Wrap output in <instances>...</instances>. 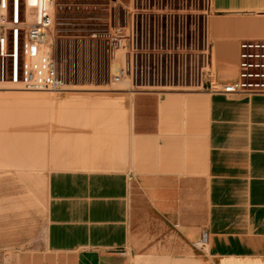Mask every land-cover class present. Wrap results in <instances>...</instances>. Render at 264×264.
I'll list each match as a JSON object with an SVG mask.
<instances>
[{"label":"crops","instance_id":"crops-1","mask_svg":"<svg viewBox=\"0 0 264 264\" xmlns=\"http://www.w3.org/2000/svg\"><path fill=\"white\" fill-rule=\"evenodd\" d=\"M207 33L213 81H234L238 41L264 38V0H211ZM120 93L124 121L114 103L73 105L108 116L86 122L73 166L47 172L43 250L20 264H264V94ZM153 220L174 233H143ZM201 229L205 250L191 244ZM136 239L153 244L128 258Z\"/></svg>","mask_w":264,"mask_h":264},{"label":"built area","instance_id":"built-area-1","mask_svg":"<svg viewBox=\"0 0 264 264\" xmlns=\"http://www.w3.org/2000/svg\"><path fill=\"white\" fill-rule=\"evenodd\" d=\"M112 1L120 11L109 12L104 26L76 36L84 40V51L70 55L59 69L54 27L63 3L34 0L27 4L22 0L21 18L20 0H0V88L59 94L99 82L126 83L129 92L209 89L224 94H264V38L238 41L234 81L215 83L212 73L208 74L212 67L207 33L211 0ZM50 29L52 49L47 54L42 48ZM27 51L43 61L42 67L28 66ZM203 72L206 79L202 82L198 73ZM191 244L205 250L207 232L201 229Z\"/></svg>","mask_w":264,"mask_h":264},{"label":"rangeland","instance_id":"rangeland-1","mask_svg":"<svg viewBox=\"0 0 264 264\" xmlns=\"http://www.w3.org/2000/svg\"><path fill=\"white\" fill-rule=\"evenodd\" d=\"M59 2L63 5L56 15L54 29L57 38L54 56L60 69L65 67L70 55L84 51V40L81 42L80 36L86 35L89 28L104 26L108 13L113 15L120 9L112 0H59ZM120 2L126 3L128 0ZM22 13L23 2L20 0L21 18ZM209 73L213 75V67L209 68ZM198 78L203 82L206 75L204 72L201 76L198 73ZM194 83L195 76L192 81V84ZM95 84L77 86L83 88L76 90L79 93L65 91L59 94L0 88V111L9 106L16 107L14 104L16 101L12 99L16 96L26 102L27 105L24 104L23 108L28 114L27 122H19L7 132L0 131V264H20L23 261L20 255L43 250L46 174L54 167L73 166L72 145L82 140V133L89 132L90 126L86 122L93 121L95 116H102V120H106L105 117L108 116L104 109L102 112L96 110L97 115L96 113L91 116L87 113L79 115L73 113V105L84 104L98 109V106L102 108L104 105L110 106V103H114L122 107L115 115L117 118L115 120H125L126 95L120 92H129L127 84L102 85L99 82ZM30 97L39 99L37 103H30L28 101ZM27 107L36 108L34 110L36 113L32 114V111L29 114ZM38 111L40 117L37 115ZM56 143L60 144L61 152L63 151L60 160L57 161L51 159V146ZM24 159L30 160L25 162ZM143 233L173 234L174 231L169 226L153 220V224ZM147 244L153 242L134 240L133 249H128L126 256L131 258L129 251L133 254L145 248Z\"/></svg>","mask_w":264,"mask_h":264},{"label":"bare ground","instance_id":"bare-ground-1","mask_svg":"<svg viewBox=\"0 0 264 264\" xmlns=\"http://www.w3.org/2000/svg\"><path fill=\"white\" fill-rule=\"evenodd\" d=\"M33 2H34V0H27V4H30ZM52 40H53V29H50L48 36H47V42H46L47 44H45V46L42 48V50L47 54L49 52H51ZM27 48H28V46H27ZM42 62L43 61L40 58H37L36 56L31 57L29 55V51H27V64H28V66L40 68V67H42ZM120 85H123V84H120ZM69 89H73V90H68L67 92H69V93H71V92L72 93H79L76 90H82L83 88H69ZM94 89H101V88H94ZM83 91H87V90H83ZM87 92H84V93H87ZM13 109H14V106L13 107L9 106L8 108L2 109L0 111V131L1 132H4V131L7 132V130L12 128V126H17L19 124V122L20 123L27 122L28 114H27V112H25V110H23V111L21 110L19 112H16Z\"/></svg>","mask_w":264,"mask_h":264}]
</instances>
